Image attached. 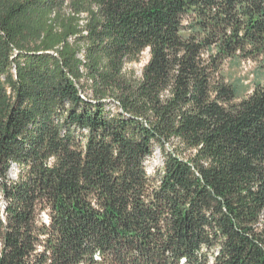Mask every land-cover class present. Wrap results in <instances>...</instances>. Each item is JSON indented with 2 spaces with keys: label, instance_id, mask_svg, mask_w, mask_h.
<instances>
[{
  "label": "trees",
  "instance_id": "16d2710c",
  "mask_svg": "<svg viewBox=\"0 0 264 264\" xmlns=\"http://www.w3.org/2000/svg\"><path fill=\"white\" fill-rule=\"evenodd\" d=\"M0 203V264H264V0H0Z\"/></svg>",
  "mask_w": 264,
  "mask_h": 264
},
{
  "label": "rangeland",
  "instance_id": "374dc122",
  "mask_svg": "<svg viewBox=\"0 0 264 264\" xmlns=\"http://www.w3.org/2000/svg\"><path fill=\"white\" fill-rule=\"evenodd\" d=\"M148 58H149L148 53H145L140 63L130 65L131 68H134L137 71V75L141 74L143 67L146 65L148 61ZM255 67H256L255 64L249 63L241 66L240 68L227 67L226 72L231 81L241 82L243 85L242 92L248 94L251 92L253 88ZM160 166H162V156L159 150H157L154 159L151 160L148 164V170L149 172H154L155 168ZM15 172H16V167H14L13 169V176ZM1 205L2 203H0V206Z\"/></svg>",
  "mask_w": 264,
  "mask_h": 264
}]
</instances>
